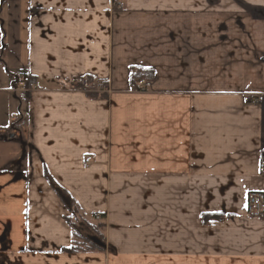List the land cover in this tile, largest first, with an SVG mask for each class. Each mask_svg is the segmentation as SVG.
I'll return each instance as SVG.
<instances>
[{
	"label": "crops",
	"instance_id": "1",
	"mask_svg": "<svg viewBox=\"0 0 264 264\" xmlns=\"http://www.w3.org/2000/svg\"><path fill=\"white\" fill-rule=\"evenodd\" d=\"M112 1L0 0V264H264V0Z\"/></svg>",
	"mask_w": 264,
	"mask_h": 264
},
{
	"label": "trees",
	"instance_id": "2",
	"mask_svg": "<svg viewBox=\"0 0 264 264\" xmlns=\"http://www.w3.org/2000/svg\"><path fill=\"white\" fill-rule=\"evenodd\" d=\"M3 38H4V31L3 28H1L0 32V65L3 66V57H4V48L2 47L3 44ZM152 75V72L147 69H132L131 74H130V79H131V86L132 88L135 87L136 81L139 79H149ZM28 83L33 85L35 84L36 80L29 76L28 78ZM88 84H93V81L91 79H86ZM100 86H103L102 82H98ZM46 180L50 187L53 189V191L60 197L64 198L67 203V209H69L70 214L76 216L77 214V209L76 207L73 206L72 202L68 199L67 196H65L62 192L61 189H59L49 177H46ZM213 216H203L204 222H207L209 219H213ZM70 223V221H68ZM82 230L85 232H88L92 236H96L100 241H103L102 234L100 232L101 226L99 225H94L92 223H82L80 222L79 226L72 225V241L71 245L69 248L64 249L62 251L69 253V254H74V253H79V252H86V251H91V250H97L99 249L92 243L88 241L84 235H82Z\"/></svg>",
	"mask_w": 264,
	"mask_h": 264
},
{
	"label": "built area",
	"instance_id": "3",
	"mask_svg": "<svg viewBox=\"0 0 264 264\" xmlns=\"http://www.w3.org/2000/svg\"><path fill=\"white\" fill-rule=\"evenodd\" d=\"M112 4L113 6H118L117 0H113ZM28 85L29 84L26 76H21L19 79H17L14 85V93H20V94L28 93L30 90V87ZM137 85L141 88L144 87V81H138ZM77 87L79 90H82L83 92H98V93L104 92V88H101L100 86L89 85L87 83V80L84 78H79L77 80ZM249 100H250L249 98L244 99V101L246 102H248ZM90 161H91L90 158L86 159V163H89ZM258 173L259 175L264 176V152L259 157ZM263 209H264V192L251 193L248 197V206H247L248 214L253 217H260ZM92 218L95 221L101 220L100 214H93Z\"/></svg>",
	"mask_w": 264,
	"mask_h": 264
},
{
	"label": "water",
	"instance_id": "4",
	"mask_svg": "<svg viewBox=\"0 0 264 264\" xmlns=\"http://www.w3.org/2000/svg\"><path fill=\"white\" fill-rule=\"evenodd\" d=\"M86 238L90 243H92L96 247L105 249V245L96 236H92L89 233H86Z\"/></svg>",
	"mask_w": 264,
	"mask_h": 264
},
{
	"label": "rangeland",
	"instance_id": "5",
	"mask_svg": "<svg viewBox=\"0 0 264 264\" xmlns=\"http://www.w3.org/2000/svg\"><path fill=\"white\" fill-rule=\"evenodd\" d=\"M259 42H261L260 43V46L262 47L261 49H264V39L260 40Z\"/></svg>",
	"mask_w": 264,
	"mask_h": 264
},
{
	"label": "flooded vegetation",
	"instance_id": "6",
	"mask_svg": "<svg viewBox=\"0 0 264 264\" xmlns=\"http://www.w3.org/2000/svg\"><path fill=\"white\" fill-rule=\"evenodd\" d=\"M86 233H88V232H85V236H86Z\"/></svg>",
	"mask_w": 264,
	"mask_h": 264
}]
</instances>
